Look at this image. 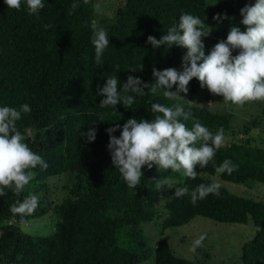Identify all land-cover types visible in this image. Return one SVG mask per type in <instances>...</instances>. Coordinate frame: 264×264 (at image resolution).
I'll return each mask as SVG.
<instances>
[{
  "label": "trees",
  "instance_id": "obj_1",
  "mask_svg": "<svg viewBox=\"0 0 264 264\" xmlns=\"http://www.w3.org/2000/svg\"><path fill=\"white\" fill-rule=\"evenodd\" d=\"M83 0H44L45 7L38 14L29 15L26 5L19 11L9 9L0 0V106L18 107L29 104L31 112L17 122L27 136L31 149L48 164L46 170L37 166L34 179L17 196L11 190L0 197V264H141L148 259L149 242L143 224L158 215V180L171 178L175 172L158 171L157 166L142 169L144 176L136 189L128 188L118 168L112 164L106 129L121 127L113 133L119 137L122 126L130 118L152 119L150 103L171 106L187 101L169 100L163 89L156 96L137 97L133 108L118 104L115 108H101L103 96L97 95L107 76L120 77L121 89L129 75L152 83L153 68L174 67L183 70L186 49L173 45L154 48L149 35L160 39L167 29L176 25L181 13L199 16L208 24L220 14L219 21L237 16L236 26L245 30L240 10L254 5L256 0H123L106 23H98L93 5ZM79 3L72 11L71 5ZM216 3V4H215ZM215 4V5H212ZM104 27L110 44L102 56V65L95 61L91 42V23ZM205 54H210L220 36L202 38ZM143 64V69L132 71ZM117 68H120L119 72ZM189 92L193 97L201 88L193 78ZM173 86L172 91H176ZM149 89H145L148 92ZM195 120L215 133L223 128L231 130L229 112L212 113L207 106L193 105ZM103 117L106 121L98 120ZM96 121L95 125H91ZM191 128L193 121L186 122ZM95 127L96 139L87 141L80 132ZM250 141V140H248ZM247 143H232L219 149L215 165L231 160L237 170L230 175L220 173L223 180L264 183V149L249 147ZM197 172L214 175L210 163ZM64 173L72 175L73 183L66 187V200L53 206L52 186L47 181ZM180 186L189 192L200 184L212 181L197 174L195 179L182 176ZM221 195H209L193 205L189 195L167 199L162 221V233L156 244L154 264H195L191 259L176 255L164 235L169 227L182 226L196 216L217 222L248 224L258 228L254 238L242 246V264H264V202L234 194L221 187ZM29 194L38 197L39 204L32 215H14L10 207ZM41 194V195H40ZM57 213L55 231L50 236L33 235L23 231L20 224Z\"/></svg>",
  "mask_w": 264,
  "mask_h": 264
},
{
  "label": "clouds",
  "instance_id": "obj_2",
  "mask_svg": "<svg viewBox=\"0 0 264 264\" xmlns=\"http://www.w3.org/2000/svg\"><path fill=\"white\" fill-rule=\"evenodd\" d=\"M89 2L83 0L84 4ZM4 3L9 9L17 11L22 4L26 5L29 15L38 14L45 7L44 0H4ZM79 6V3H73L72 11ZM93 7L97 12L100 11L99 4ZM240 12L245 30L232 26L226 40L216 43L207 55L202 38L211 34L212 26L199 16L181 13L178 23L168 28L165 35L160 39L149 35L147 41L154 48L177 45L186 49L183 70L178 71L174 67L158 70L154 67V82L145 83L141 78L129 75L122 89L120 77L107 76L106 83L97 91V95L104 97L99 103L100 107L116 109L118 104H123L126 108H133L137 97L156 96L161 89L164 90L162 94L165 98L178 100L181 93L186 95L189 92L188 86L193 78L200 82L202 88L206 87L213 95L222 96L225 102L233 105L264 102V0H256L254 5H246ZM224 18L227 19L226 14ZM213 19L219 21L220 14ZM91 29L95 61L97 65H102V56L110 44L109 35L95 20L91 23ZM234 50H239L238 54L233 55ZM142 69L143 64L131 68L132 71ZM174 85L177 86L176 91L171 90ZM145 89L149 91L145 92ZM187 101V106L183 103L166 106L151 102L148 110L154 117L130 118L123 124L119 137L113 135L121 127L119 124L106 129L110 137L108 149L112 164L119 169L128 188L136 189L141 185L145 165L148 168L157 166L160 173L161 170L182 172L189 179L197 177V165L205 168L211 163L217 173L227 172L229 175L237 170L238 166L227 159L219 166L215 165L216 153L226 143L224 129L220 128L213 133L195 120L191 110L193 101ZM30 112L31 107L27 103L18 107L0 106V197L6 195V190L19 196L34 179L36 173L33 169L37 166L44 170L48 168L41 155L31 149L26 142L27 136L17 126L22 115ZM98 120L106 121L103 117ZM189 120L193 121L191 128L186 123ZM80 133L89 142L94 141L97 135L95 127ZM165 185L175 187L174 195L177 198L189 195L193 205L210 194L220 196L222 187L220 182L212 181L209 184L202 183L189 192L186 186L176 187L174 179L164 178L158 180L156 190ZM38 204V197L29 194L22 202L13 204L10 211L21 217L29 216L35 212ZM206 235L202 234L195 239L190 251L195 252L198 247H202Z\"/></svg>",
  "mask_w": 264,
  "mask_h": 264
},
{
  "label": "rangeland",
  "instance_id": "obj_3",
  "mask_svg": "<svg viewBox=\"0 0 264 264\" xmlns=\"http://www.w3.org/2000/svg\"><path fill=\"white\" fill-rule=\"evenodd\" d=\"M210 3L215 0H209ZM123 0H97L100 11L97 13L98 23L110 20L123 4ZM237 16L223 21L209 20L208 25L212 26L211 36H220V40H226L232 26H236ZM239 50H234L233 55ZM182 100L193 101V105L210 108L212 113L229 112L232 115L231 130L224 133L226 137L225 145L232 143H247L249 147L264 149V102H249L243 106L233 105L225 102L222 96L213 95L206 87L200 88L192 98L183 95ZM187 99V100H186ZM188 102V101H187ZM210 105V106H209ZM198 175L210 181H218L222 187L228 191L264 202V183L256 180L245 182H232L223 180L220 173L210 175L208 173L197 172ZM183 173L175 172L171 177L180 186ZM72 175L64 173L60 176H53L47 184L52 186L50 195L52 205L56 206L66 200L69 195L67 186L73 183ZM175 192V187L169 188L167 185L158 190V215L148 223L143 224V229L148 238L149 252L148 259L141 264H154L156 260L155 248L162 233V221L165 217L164 210L167 199ZM41 195V194H40ZM59 217L53 210H49L46 215L31 219L20 224L24 232L33 235L50 236L54 233ZM258 228L250 221L248 224H233L217 222L215 220L196 216L189 223L182 226L169 227L165 230V236L176 255L191 259L195 264H242V246L255 237ZM207 234L203 241V246L198 247L195 252L190 251L192 242L202 234Z\"/></svg>",
  "mask_w": 264,
  "mask_h": 264
},
{
  "label": "water",
  "instance_id": "obj_4",
  "mask_svg": "<svg viewBox=\"0 0 264 264\" xmlns=\"http://www.w3.org/2000/svg\"><path fill=\"white\" fill-rule=\"evenodd\" d=\"M206 106H207V104H206Z\"/></svg>",
  "mask_w": 264,
  "mask_h": 264
}]
</instances>
